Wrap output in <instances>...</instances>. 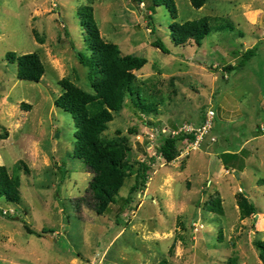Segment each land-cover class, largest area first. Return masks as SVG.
I'll list each match as a JSON object with an SVG mask.
<instances>
[{"label": "rangeland", "instance_id": "rangeland-1", "mask_svg": "<svg viewBox=\"0 0 264 264\" xmlns=\"http://www.w3.org/2000/svg\"><path fill=\"white\" fill-rule=\"evenodd\" d=\"M151 1L0 0V135L8 134L0 136V164L20 176L22 197L20 204L0 199V264H225L230 258L263 264L254 240L264 239V0H209L200 9L176 0L177 19L164 5L151 9ZM83 4L94 7L106 41L147 58L134 71L136 85L146 103L159 105L157 115L147 116L127 98L109 123L105 137L120 129L134 167L145 161L151 169L146 186L125 204L136 174L128 177L103 215L90 205L93 172L74 155L73 117L56 105L64 77L92 91L89 70L77 57L87 51L77 15ZM204 16L223 17L226 27L218 29L222 21H213L201 46L176 45L171 23ZM157 37L170 53L153 46ZM252 47L256 53L244 67L224 69L238 63L239 49ZM11 51L40 54L46 68L40 82L18 78L17 63L6 58ZM210 105L218 141L205 140L211 152L236 153L247 139L259 138L227 162L230 173L218 167V156L211 157L207 186L195 182L189 165L196 151L181 152L188 148L180 143V157L167 163L157 146L160 134L200 124ZM20 162L30 171L23 164L19 169ZM241 192L258 208L257 217L240 219ZM215 196L222 199L223 215L208 210Z\"/></svg>", "mask_w": 264, "mask_h": 264}, {"label": "trees", "instance_id": "trees-1", "mask_svg": "<svg viewBox=\"0 0 264 264\" xmlns=\"http://www.w3.org/2000/svg\"><path fill=\"white\" fill-rule=\"evenodd\" d=\"M139 1L143 2V0ZM190 1L193 7L200 9L209 0ZM163 5L168 9L172 18L177 19L178 7L176 0H152L150 7L152 9ZM77 15L86 31L87 41V51H78L77 57L80 64L89 70L92 91H86L69 77H64L58 81L62 93L56 99V105L69 112L73 117L75 125L74 155L82 159L93 172L88 191L91 195L90 205L97 214L103 215L110 210L111 204L116 203V196L128 177L136 174V182L130 189V195L124 199L125 204L132 200V195L135 192L146 186L149 170L151 169L150 164L145 161L140 162L138 168L134 167L131 160L132 147L128 138L121 136L122 131L120 129L117 130L115 137H105L104 134L109 128V123L115 119L116 114L122 112L125 108L127 98L131 99L135 108L147 116L157 115L159 105L157 103H146L142 99L141 89L136 85L137 76L134 71L143 68L148 62L147 58L136 54H125L118 44L106 41L101 34L94 7L91 4L79 6ZM149 17L151 19V31L155 33L156 26L153 15ZM213 21H222L220 25H217L218 29L226 27L223 24L226 19L220 16H204L183 23L175 20L170 26L172 39L176 45H186L192 41L201 46L202 41L213 30ZM153 46L165 53H170V49L159 37L154 40ZM255 53L256 47L239 49L236 53L239 59L238 63L235 65L229 64L224 69L230 72L244 67ZM6 58L10 62L17 63L19 79L40 82L45 74V63L37 52L18 55L11 51L7 53ZM24 106L26 110L31 108L29 104ZM130 132H135V129L130 128ZM0 136L5 139L8 134ZM160 136L162 140L157 146V151L167 163L176 160L181 142L183 143L186 138L189 140L194 139V135L184 133L177 135L162 133ZM236 154L229 152L225 156L233 157ZM20 163L18 164L19 169L23 164L25 171H30L27 165L23 162ZM259 183L264 185V179L259 180ZM20 187V176L12 173L6 165L0 164V199L20 204L22 200ZM238 194L237 204L241 220L260 213L247 196L242 192ZM208 210L217 214H224L220 196L210 199ZM24 224L28 232H34L26 223ZM43 232L47 233L48 231L44 230ZM254 245L259 251V257L264 264V239L254 240ZM166 263L167 261L163 260L158 264ZM225 264L239 263L236 259L230 258Z\"/></svg>", "mask_w": 264, "mask_h": 264}, {"label": "crops", "instance_id": "crops-1", "mask_svg": "<svg viewBox=\"0 0 264 264\" xmlns=\"http://www.w3.org/2000/svg\"><path fill=\"white\" fill-rule=\"evenodd\" d=\"M201 122L202 121H200V123ZM256 138H259V136H254L250 139H247L245 142L242 143V145L239 147V149L237 151L242 152L244 150V148H246L245 145L252 142L253 140H256ZM212 149L216 153L211 152L210 146L208 145V142H205V144H203L202 149H200L199 151H196L197 154L191 159V161L189 163L190 167L194 168V171H195L194 172L195 179H196L195 182H197V183L199 182V183H201V185L205 184V185L209 186L212 184V179H213L212 175L213 174H212L211 170L213 168V161L211 160V157L218 156L219 157V163H220L218 165V167L223 168V169H225L226 163L229 160L233 159V157H227V160H226V157H224L226 153L231 152L229 149L224 150L223 152H220L219 149H214V148H212ZM238 152H236V153H238ZM233 153H235V152H233ZM246 159L249 160L250 157L247 156ZM185 162H186V160H185ZM262 162H263V160H262ZM230 170H233V169H230ZM222 171H224V170H222ZM242 172H245L244 169L241 170L240 173H242ZM219 176H220V174H219ZM239 176H241V174H237V177H239ZM209 182H210V184H209ZM216 182L218 183V181H216Z\"/></svg>", "mask_w": 264, "mask_h": 264}, {"label": "built area", "instance_id": "built-area-1", "mask_svg": "<svg viewBox=\"0 0 264 264\" xmlns=\"http://www.w3.org/2000/svg\"><path fill=\"white\" fill-rule=\"evenodd\" d=\"M216 116L215 110L210 106V108L206 111L205 118L201 124L198 125H193V124H184L180 130L178 131H173L172 134H179V133H184V134H190L194 135L193 140H189L186 138L183 143L186 145L188 149H183L181 152H186L188 155L190 154L191 151H197L200 150L203 142L206 140V138H210L211 142H216L217 139L211 135L212 130H213V123L214 119ZM261 130L264 131V126L261 127ZM182 143V145H184ZM180 157V153L178 155ZM177 157V158H178ZM226 173H230L232 170H225ZM210 183V182H209ZM5 214H7L9 211H4Z\"/></svg>", "mask_w": 264, "mask_h": 264}, {"label": "clouds", "instance_id": "clouds-1", "mask_svg": "<svg viewBox=\"0 0 264 264\" xmlns=\"http://www.w3.org/2000/svg\"><path fill=\"white\" fill-rule=\"evenodd\" d=\"M211 135H212V133H211ZM207 139V138H206ZM208 139H209V141L211 142V140H210V138L208 137ZM217 142V141H216ZM182 143V142H181ZM213 143H215V142H213ZM202 148V147H201ZM198 151V150H197ZM225 170H227V169H225Z\"/></svg>", "mask_w": 264, "mask_h": 264}, {"label": "water", "instance_id": "water-1", "mask_svg": "<svg viewBox=\"0 0 264 264\" xmlns=\"http://www.w3.org/2000/svg\"><path fill=\"white\" fill-rule=\"evenodd\" d=\"M259 214H256V217L258 216Z\"/></svg>", "mask_w": 264, "mask_h": 264}]
</instances>
